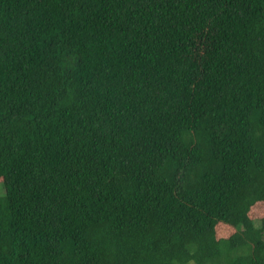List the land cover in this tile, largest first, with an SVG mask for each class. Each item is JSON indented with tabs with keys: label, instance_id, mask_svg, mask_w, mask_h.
I'll return each instance as SVG.
<instances>
[{
	"label": "trees",
	"instance_id": "obj_1",
	"mask_svg": "<svg viewBox=\"0 0 264 264\" xmlns=\"http://www.w3.org/2000/svg\"><path fill=\"white\" fill-rule=\"evenodd\" d=\"M258 203L264 0H0V264H264Z\"/></svg>",
	"mask_w": 264,
	"mask_h": 264
},
{
	"label": "rangeland",
	"instance_id": "obj_2",
	"mask_svg": "<svg viewBox=\"0 0 264 264\" xmlns=\"http://www.w3.org/2000/svg\"><path fill=\"white\" fill-rule=\"evenodd\" d=\"M251 218H260L264 216V204L263 203H258L251 211L250 213ZM228 228H231L228 226ZM231 230L227 228H219L217 229V237L222 238V237H228L230 235Z\"/></svg>",
	"mask_w": 264,
	"mask_h": 264
}]
</instances>
